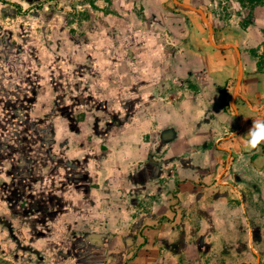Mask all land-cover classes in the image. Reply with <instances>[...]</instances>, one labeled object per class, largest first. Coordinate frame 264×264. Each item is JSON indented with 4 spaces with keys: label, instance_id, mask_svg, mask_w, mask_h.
<instances>
[{
    "label": "rangeland",
    "instance_id": "1",
    "mask_svg": "<svg viewBox=\"0 0 264 264\" xmlns=\"http://www.w3.org/2000/svg\"><path fill=\"white\" fill-rule=\"evenodd\" d=\"M180 1L206 12L221 43L264 33V0ZM201 35L209 36L201 17L173 0H0V264H221L225 246L191 202L174 208L177 228L152 234L147 200L132 194L129 176L120 194L106 183L131 108L148 116V134L159 131L141 94L134 105L116 100L113 85L133 81L126 51L141 67L148 45L160 50L151 70L164 79ZM174 91L149 105L174 102Z\"/></svg>",
    "mask_w": 264,
    "mask_h": 264
},
{
    "label": "crops",
    "instance_id": "2",
    "mask_svg": "<svg viewBox=\"0 0 264 264\" xmlns=\"http://www.w3.org/2000/svg\"><path fill=\"white\" fill-rule=\"evenodd\" d=\"M215 41L240 50L243 77L238 96V55L233 48H215L209 36L201 35L196 44L187 45L184 56L159 80L161 69L152 71L151 59L154 53L160 59V50L151 53L148 45L141 54L146 62L141 67L136 54L126 51L127 73L133 81L113 85L116 100L134 99V105L141 94L143 111H154L150 125L159 131L148 134V116L136 115L139 107L131 108L125 136L112 144L107 156L106 172L113 178L106 183L110 194H120L119 179L129 176L132 194L147 200L150 209L144 215L151 226L145 227L152 234L165 224L174 223L177 228L182 210L174 208L191 202V214L202 219L204 231L218 233L217 239L225 246L221 264H264V145L251 152L243 147L253 120L264 119V33L260 30L253 39L240 36L237 41L221 43L215 29ZM173 90L180 92L174 102L160 96L149 105L155 93L166 95ZM124 93L126 98L121 97ZM132 165L139 168L127 175ZM156 202L166 203L163 211L157 210ZM191 229V233L196 231L193 224ZM192 247L199 251L198 243Z\"/></svg>",
    "mask_w": 264,
    "mask_h": 264
},
{
    "label": "water",
    "instance_id": "3",
    "mask_svg": "<svg viewBox=\"0 0 264 264\" xmlns=\"http://www.w3.org/2000/svg\"><path fill=\"white\" fill-rule=\"evenodd\" d=\"M173 2L176 5V7L179 8L180 10L192 12V13H195L201 17L203 23L205 24V26L209 30V40L215 48L220 49V50L233 48L236 51L238 58H239V75H238V81H237V87H236V91H237L236 96L240 95L239 88H240L241 80L243 77V64L241 61L240 50L234 45H221V44L216 43L214 26L209 21L208 17L206 16V14L202 8L196 7L192 4L184 3V2L179 1V0H173Z\"/></svg>",
    "mask_w": 264,
    "mask_h": 264
},
{
    "label": "clouds",
    "instance_id": "4",
    "mask_svg": "<svg viewBox=\"0 0 264 264\" xmlns=\"http://www.w3.org/2000/svg\"><path fill=\"white\" fill-rule=\"evenodd\" d=\"M261 145H264V119L253 120V125L247 133V139L244 142L245 151H255Z\"/></svg>",
    "mask_w": 264,
    "mask_h": 264
},
{
    "label": "trees",
    "instance_id": "5",
    "mask_svg": "<svg viewBox=\"0 0 264 264\" xmlns=\"http://www.w3.org/2000/svg\"><path fill=\"white\" fill-rule=\"evenodd\" d=\"M224 103H225V100H224Z\"/></svg>",
    "mask_w": 264,
    "mask_h": 264
}]
</instances>
